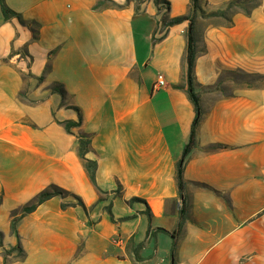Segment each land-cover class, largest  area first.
I'll return each mask as SVG.
<instances>
[{"label": "crops", "instance_id": "obj_1", "mask_svg": "<svg viewBox=\"0 0 264 264\" xmlns=\"http://www.w3.org/2000/svg\"><path fill=\"white\" fill-rule=\"evenodd\" d=\"M4 1L39 30L35 39L0 5V264H172L177 163L196 116L178 87L190 22L165 29L154 0L102 10L99 0ZM167 1L169 17L188 14L191 0ZM195 38L202 119L184 169L176 264H264V86L231 74L264 75V1L231 27L196 21ZM80 114L69 133L61 122ZM83 134L101 192L78 155ZM52 185L84 206L54 197L14 233L13 212Z\"/></svg>", "mask_w": 264, "mask_h": 264}, {"label": "trees", "instance_id": "obj_2", "mask_svg": "<svg viewBox=\"0 0 264 264\" xmlns=\"http://www.w3.org/2000/svg\"><path fill=\"white\" fill-rule=\"evenodd\" d=\"M130 0H128L129 2ZM109 3V4H107ZM154 3L158 9L159 14L163 13L162 20L164 28L167 29L171 26L181 24L185 21L190 22V26L187 32V46H186V55H185V62H186V72H185V84L178 86L179 88L186 89V92L188 94V97L190 101L192 102L194 108H195V119L192 125L191 129V137L190 142L185 147L183 156L181 160L177 163V182H178V188H179V194L180 197L183 198V208L181 211V220L182 222L179 224L177 230L172 234L173 239V245L171 250V261L172 264H176L177 260V254H178V241L177 237L182 232L183 223L186 219V208H187V198L185 197V188H186V182L184 180V169L186 165V159L188 155L190 154L192 148L195 146L196 143V135L197 130L200 125L201 119H202V107H201V101L199 95L195 92L194 85L196 81V75H195V68H196V62L199 55V50L196 43L195 38V22L196 19L200 16L204 18L205 20L208 19H222L225 22L214 24L218 27H231L233 25V17L236 14H244L246 16L251 15L254 9L259 7L261 3H258V0H232L226 5L217 11L209 12L207 13L203 9V0H191V5L188 14L184 16L169 17V12L171 9L170 2L167 0H154ZM0 5L2 9L3 16L6 20H10L12 18H18L23 24H26L28 26H32V30L34 33V38L36 39L38 36V30L39 26L36 22H26L23 17L16 12L12 11L5 3L4 0H0ZM110 7H119L114 1L112 0H99L97 5L94 7L95 10H102L107 9ZM166 35V34H165ZM164 35V36H165ZM52 91L54 93L60 94L64 99L66 97V91L61 85H55L52 87ZM82 122V115L79 116V122H72V121H66L61 122L62 125H64L65 129L71 133L72 129L75 127L80 126ZM222 148L221 145L213 146L212 149H219ZM92 150V136L83 134L79 137V147H78V155L81 158L82 162L84 163V167L86 169V172L88 173V176L92 183L99 189L97 182H96V174L98 170V163L96 161H92L87 159V154L91 152ZM72 196L77 201L78 205L84 206L83 202L76 197L75 195H71L69 192L65 191L64 189L52 185L39 193L28 205L24 206L20 211H14L12 214V231L14 233H17V223L18 221L25 215L31 214L34 212L40 205L45 203L46 201L54 198V197H61L63 199ZM139 202H144L141 199H134ZM3 202V195L0 194V205ZM69 204H62V208L66 209L68 208ZM109 213L112 216L111 209H109ZM150 215V211L148 212ZM0 244H2V241L0 240ZM17 251H19L20 255L23 254V250L20 245L16 248ZM11 252H8L9 254Z\"/></svg>", "mask_w": 264, "mask_h": 264}, {"label": "rangeland", "instance_id": "obj_3", "mask_svg": "<svg viewBox=\"0 0 264 264\" xmlns=\"http://www.w3.org/2000/svg\"><path fill=\"white\" fill-rule=\"evenodd\" d=\"M131 1V0H130ZM135 1H137V3L139 4L141 1H143V0H135ZM264 0H258V3H262ZM107 4H109V3H107ZM203 21V20H205L204 18H202V17H198L197 19H196V21ZM206 21H208V23H214V24H218V23H223V22H225L224 20H222V19H208V20H206ZM139 36V35H138ZM231 74H233L234 76H235V78L237 77V78H240V80L242 81V83L243 82H245V83H248V81H250V83L251 84H256L258 87H260V86H264V75H259V74H257V75H254V76H251L250 77V79H248V77L246 76V75H244V73H242V72H232Z\"/></svg>", "mask_w": 264, "mask_h": 264}, {"label": "built area", "instance_id": "obj_4", "mask_svg": "<svg viewBox=\"0 0 264 264\" xmlns=\"http://www.w3.org/2000/svg\"><path fill=\"white\" fill-rule=\"evenodd\" d=\"M164 86H165V80H164L163 76H160L156 87L159 88V87H164ZM117 242L120 243L119 240Z\"/></svg>", "mask_w": 264, "mask_h": 264}]
</instances>
